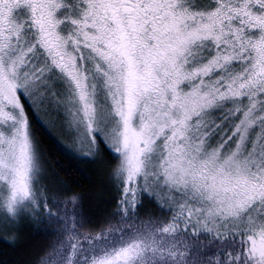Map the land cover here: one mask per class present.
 <instances>
[{"label":"snow or ice","instance_id":"snow-or-ice-1","mask_svg":"<svg viewBox=\"0 0 264 264\" xmlns=\"http://www.w3.org/2000/svg\"><path fill=\"white\" fill-rule=\"evenodd\" d=\"M47 112L107 169L96 219L42 181ZM25 222L29 264H264V0H0L3 238Z\"/></svg>","mask_w":264,"mask_h":264},{"label":"trees","instance_id":"trees-1","mask_svg":"<svg viewBox=\"0 0 264 264\" xmlns=\"http://www.w3.org/2000/svg\"><path fill=\"white\" fill-rule=\"evenodd\" d=\"M32 115L33 134L45 158L42 181L83 193L84 211L93 215L94 219L105 209H113L115 203L111 200L107 169L101 172L97 162L67 148L51 126L40 116ZM138 215L147 218L162 214L155 204L145 201L138 209ZM17 232L18 238L14 243L4 239L0 232V264H29L46 249L52 236L26 222L19 225Z\"/></svg>","mask_w":264,"mask_h":264},{"label":"rangeland","instance_id":"rangeland-1","mask_svg":"<svg viewBox=\"0 0 264 264\" xmlns=\"http://www.w3.org/2000/svg\"><path fill=\"white\" fill-rule=\"evenodd\" d=\"M39 116L61 136L62 142L67 146V148L80 154L82 150L75 148L73 144V133L62 123L61 116L57 115L55 112L41 113Z\"/></svg>","mask_w":264,"mask_h":264}]
</instances>
